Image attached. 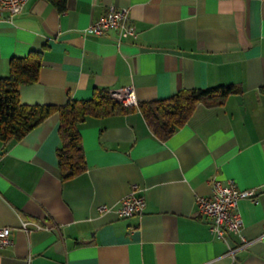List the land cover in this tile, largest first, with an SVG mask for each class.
<instances>
[{
  "label": "crops",
  "instance_id": "1",
  "mask_svg": "<svg viewBox=\"0 0 264 264\" xmlns=\"http://www.w3.org/2000/svg\"><path fill=\"white\" fill-rule=\"evenodd\" d=\"M111 7L127 11L135 38L87 33ZM35 52L41 66L19 87L23 105L59 107L125 87L138 103L219 85L240 91L221 106L198 104L166 141L137 109L87 117L86 167L67 180L56 111L19 141L0 140V227L11 229L0 264H264V0H66L63 14L27 0L0 20V77L12 58ZM229 181L257 193V203H238L251 243L234 260L226 253L237 235H211L195 204ZM133 186L144 212L119 218L114 208Z\"/></svg>",
  "mask_w": 264,
  "mask_h": 264
},
{
  "label": "trees",
  "instance_id": "2",
  "mask_svg": "<svg viewBox=\"0 0 264 264\" xmlns=\"http://www.w3.org/2000/svg\"><path fill=\"white\" fill-rule=\"evenodd\" d=\"M59 14L66 11V0H46ZM40 53L9 61L8 75L0 77V140L16 142L55 111L59 116L60 146L56 151L62 180L81 174L86 167L79 126L87 117L103 118L110 114H127L137 109L153 134L161 141L169 139L184 126L198 104L221 106L225 99L239 93L234 85H219L205 89L179 91L165 99L123 107L113 102L107 91L94 93L90 100L68 101L65 105H23L19 102L20 86L37 81L41 66ZM264 92V87L261 88Z\"/></svg>",
  "mask_w": 264,
  "mask_h": 264
},
{
  "label": "built area",
  "instance_id": "3",
  "mask_svg": "<svg viewBox=\"0 0 264 264\" xmlns=\"http://www.w3.org/2000/svg\"><path fill=\"white\" fill-rule=\"evenodd\" d=\"M26 2L27 0H0V20L12 21L23 11ZM111 30L116 32L118 42L136 37L128 23L127 11L113 7L109 8L103 16L92 22L86 29L87 33L93 36H101ZM108 96L123 107L138 105L137 96L132 87L110 91ZM256 198L255 189H239L232 181L224 185L214 183L209 196L195 198L197 213L207 221L208 231L211 235L218 239H225L229 234L237 235L238 243L234 247L229 246L226 253L232 260L235 258L236 251L251 243L241 234L243 221L238 212V203L246 199L255 204L257 203ZM144 209L145 199L137 187L133 186L131 191L119 200L114 208V213L119 218H129L134 215L141 216ZM108 210L110 207L105 205L98 207V211L101 213ZM20 227L23 232H30L27 222H21ZM10 233V228L0 227V249L11 245ZM261 238L264 239V232H262Z\"/></svg>",
  "mask_w": 264,
  "mask_h": 264
},
{
  "label": "rangeland",
  "instance_id": "4",
  "mask_svg": "<svg viewBox=\"0 0 264 264\" xmlns=\"http://www.w3.org/2000/svg\"><path fill=\"white\" fill-rule=\"evenodd\" d=\"M111 100H112V99H111ZM112 101L118 104V102H116V101H114V100H112Z\"/></svg>",
  "mask_w": 264,
  "mask_h": 264
}]
</instances>
